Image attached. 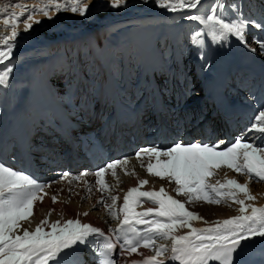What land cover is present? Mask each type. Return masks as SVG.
<instances>
[{"label": "snow or ice", "instance_id": "snow-or-ice-1", "mask_svg": "<svg viewBox=\"0 0 264 264\" xmlns=\"http://www.w3.org/2000/svg\"><path fill=\"white\" fill-rule=\"evenodd\" d=\"M41 3L44 6L33 7L32 12L40 13L49 19L50 6L57 12L70 10L81 16L85 15L87 10L84 0H65L63 4L57 3L56 0H41ZM154 3L169 12H176L186 8H197L202 4V0H154ZM110 6H126V0H111ZM224 7L221 2L210 9V14L205 16L189 14L184 17L199 21L204 26V29L192 37L193 43L203 44L201 35L206 30L213 43L226 41L231 35L247 46L246 32L250 24L253 28L264 31V22L226 20L221 13ZM228 7L235 9L237 6ZM20 16H24V13H20ZM21 22L25 25V31L30 30L33 24L41 23L33 19L32 13L23 20L14 12L11 13V18L3 19L0 27L10 28L11 33L10 35L0 33V44L6 46V50H0V64L11 58L15 46L11 41L19 35L17 26ZM254 41L264 52V40L254 38ZM11 71V67L0 71V84L6 83ZM256 139L264 141V110L255 115L254 123L246 130L245 135L237 137L234 142L224 147H221V142L215 144L176 142L167 148L152 146L140 149L135 155L141 167L150 175L173 183L175 185L173 191L177 196H184L187 199L181 202L168 194L163 187L159 191H142L141 187L147 184V181L138 180L137 187L130 188L125 193L119 216L112 206L105 202L103 194L113 188L107 184L105 177L111 171L118 181L117 169H122L126 175H135L134 170L129 173L125 167L128 163L127 158L110 162L94 173L72 176L70 184L89 175L96 177L94 182L98 186L96 190L101 193V198L96 203L103 206L114 219L122 217L120 227L109 229V232L116 233L115 240L103 230L82 223L79 219L66 221L60 219L50 223L49 217L54 209L49 210L35 230L24 228L22 222H30L36 203L43 202L44 195H47L44 190L51 185L39 183L31 176L0 163V264H50V262L59 264L58 258L62 253L66 254L65 250L80 246L98 252V264H120L116 257L139 254L137 249L140 247L154 250L155 255L142 261L133 260L131 264H165L163 258L166 254H169L168 259L179 264H210V261L233 264V254L242 247V241L246 242L254 237L264 238V207L246 205L244 200L238 199L239 193H243L248 200L255 199L250 194L247 184L227 180L224 184L217 181L214 185L208 182V178L219 168L226 167L241 175L247 174L249 182H264V143L257 144ZM145 157L149 161L147 164L144 163ZM153 158L155 164L151 162ZM69 176L70 173L63 172L61 179ZM84 183L85 191L90 194L93 190L92 185L87 180ZM68 191L71 195L73 190L70 187ZM58 195L59 193L51 197L53 204L58 202ZM222 197L240 204L241 215L213 221L204 228L193 227L191 222L203 221V217L199 213L188 211L186 204H220L224 202ZM110 199L112 205H115L119 197L111 196ZM144 203H151L157 207L148 208L143 212L135 211L136 207ZM83 215L87 216L88 213L85 212ZM204 223L208 224L207 221ZM138 226H143L142 230ZM46 227L51 230L45 231ZM182 228L189 231L178 235V230ZM157 239L171 241V244L157 245ZM117 248L119 252L116 251Z\"/></svg>", "mask_w": 264, "mask_h": 264}, {"label": "bare ground", "instance_id": "bare-ground-1", "mask_svg": "<svg viewBox=\"0 0 264 264\" xmlns=\"http://www.w3.org/2000/svg\"><path fill=\"white\" fill-rule=\"evenodd\" d=\"M247 7L244 9H248L247 17L248 19L257 18L259 16V12L262 11V7L257 3L255 0H247ZM57 3H65V0H56ZM111 0H105L104 3H100L99 0H84V3L87 5V10L85 15L81 16L79 13H73L72 11H55L53 7H49V16L51 19L43 16L40 13H33V7H43L44 5L41 3V0H0V25H2V21L5 18H11V13H16L17 17L20 20H23L25 16L29 13H32L34 20H39L41 23L33 24L32 28L28 31H25L24 23H20L17 26V31L19 35L16 36L15 40L17 43H13L15 46L13 48L11 57L16 56L24 48L34 49L40 46H47L49 47V52L53 55L59 56L58 59L63 60L62 62H58L56 66L49 65L43 69V76L48 84L50 90H53L52 85L56 89L55 78L65 77L69 72H75L79 78V81H82L81 71L78 70L77 65L74 67V62L70 63L68 52L70 51H77L80 52L82 49L81 44H65L64 39L71 37L70 34L76 35L82 26L86 24H94L98 28V34L105 32L104 38H110V33L114 29H120L125 27H133L134 30V37L132 40L137 43H146L147 40H155V45L158 42L166 41V37H170L173 41H176L180 38V32L184 26V17L190 13H182L181 11L176 12H169L163 11L158 7L154 0H126V6L121 7H112L110 6ZM223 3L224 5L228 0H202V4L199 5V12L201 13H209L210 9L216 5L218 6L219 3ZM16 5H21L17 7ZM252 6V7H250ZM196 9V8H195ZM225 10V8H223ZM221 9V13L224 16L225 11ZM185 11V10H184ZM24 13V16H20V13ZM164 14H163V13ZM31 23V21H29ZM45 24V26H43ZM42 26L44 28H42ZM6 32V34H5ZM0 33L5 35H10L11 29L0 27ZM67 33V34H66ZM69 35V36H68ZM154 36L156 37L154 39ZM259 40H264V37H260ZM13 42V41H11ZM84 45V44H83ZM101 46V41L92 42L91 43V53L93 62L96 66L103 64L104 59L103 56H99L97 52V48L99 49ZM118 43L112 42L109 44L108 52L113 53V51L117 50ZM124 46L120 47V50H124ZM259 47V45H258ZM260 48V47H259ZM0 50H6V46L0 44ZM205 49L202 47H198L197 53L203 55L206 58L208 53V47L206 52H202ZM157 56L159 53H156ZM78 55V64L80 59V54ZM162 58V53H161ZM109 60H107V63ZM204 67V66H203ZM213 64L210 63L209 68H212ZM186 68V66H185ZM0 71H2V65L0 64ZM109 67L105 68V72L108 73ZM203 68H198L196 71L200 75L204 74ZM18 78V77H16ZM88 79V77H87ZM203 80V78H202ZM52 84V85H51ZM42 98L41 95L34 93L28 99V106H29V113L26 115H22L23 121L26 123L27 121H33L40 118L42 113V107L40 104V99ZM2 98L0 97V108L3 109L1 106ZM16 114L12 111H7L0 115V120L5 118L9 121L11 125L17 122ZM4 160L0 158V163H3ZM139 169L137 172L136 170ZM135 171V175H126L125 172L122 170L123 174L119 175L118 178V188L120 190L123 189L122 194H120L117 200L119 203L123 202V195L128 187H133L138 184V180H141L143 177L144 167L141 165L128 167L127 171L131 173ZM233 175V174H232ZM224 176L222 179L219 180L221 184H224L227 180H235L232 179L231 176ZM157 181L161 184L166 182L164 179L156 178ZM117 180V179H116ZM152 182V179H150ZM242 182V181H240ZM254 182V181H252ZM246 184L249 188V177H246ZM259 184V183H258ZM123 186V187H122ZM228 186H226L227 188ZM119 190V191H120ZM257 189H250V194L255 197L254 200H248L244 196L243 193H239L238 197L244 198L246 201V205H252L257 207L264 203V193H257ZM264 191V190H263ZM170 192L175 193L173 189H170ZM260 192V191H259ZM43 195V193L41 194ZM65 200L67 204H61ZM224 204L230 205L231 200L227 197H222ZM79 201V197L73 193L69 199L66 197H58V202L53 204L51 198L47 195H44L43 202H37L34 207V215L31 218L30 222H22L24 228L31 230H35L36 226L40 223L41 220L45 218L47 213L50 209H54L52 211L51 216L49 217V221L55 222L57 220H69V219H83L85 220L83 223H90V224H97L102 221L97 217L96 213H91L89 204H82ZM232 204V203H231ZM192 206L194 207V212L199 213L200 216L203 217V220H209L211 223L213 221L222 220L224 218L233 217L241 215L239 212V207L236 211L230 210L227 206L218 207L216 204H208V203H193ZM250 211V209H249ZM87 212L88 215L85 216L83 213ZM79 214V217L77 215ZM108 216V215H107ZM107 220L108 217H106ZM105 219V220H106ZM112 222L117 223L120 218L114 219L112 217ZM192 226L196 225V221H192ZM50 228H45V231H50ZM187 228L179 229L178 233L188 231ZM22 234V233H21ZM170 241L163 240L160 244L168 245ZM159 245V244H157Z\"/></svg>", "mask_w": 264, "mask_h": 264}, {"label": "rangeland", "instance_id": "rangeland-1", "mask_svg": "<svg viewBox=\"0 0 264 264\" xmlns=\"http://www.w3.org/2000/svg\"><path fill=\"white\" fill-rule=\"evenodd\" d=\"M229 2H230V0H228V3L226 2L225 7H224L225 10L222 9V10H224L225 12H226V6L229 4ZM246 3H247L246 0H231L230 5H236L237 7H236L235 9H232V8H229V7L227 6V10H229V11L235 10V11H237V13H239V12L241 11V9L245 6ZM194 9H195V8H194ZM162 10H163V11H167L166 9H162ZM184 10H185V11H184ZM184 10H182V13H183V12L188 13L189 8H186V9H184ZM195 10H197V12H199V8H196ZM162 13H163V12H162ZM199 13H200V12H199ZM163 14H164V13H163ZM18 25H19V23H18ZM249 26L252 27L251 24H250ZM194 27H196V26H194V25L189 26L188 29H187V31H188V32L195 31L197 28H195V29L193 30ZM183 28H184V26H183ZM182 30H183V29H182ZM182 30H181V32H180V35L182 34ZM133 31H134V30H133ZM253 31H254V30H253ZM253 31H250V32H253ZM114 32H117V31L114 30ZM194 34H195V33H194ZM194 34H193L192 36H190L192 44H194V43H193V40H192V37L194 36ZM132 37H134V36H132ZM180 37H181V36H180ZM123 48H124V47H123ZM192 49L195 50V48H192ZM187 50H189V48H188ZM197 50H198V48L196 49V53H197ZM83 51H85V49H83L82 52H83ZM202 52H205V50H204V51L202 50ZM181 58H182V57H181ZM187 58H188V57H186L185 60H187ZM166 59H168V57H166ZM185 66H186V69H187L188 66H189V64H187V65H185ZM135 69H136V71L138 70L136 66H135ZM16 77H18V75H16V76L13 78V80H15V79H19V78H20V77H18V78H16ZM230 175H232V174H230ZM231 178H232V179H235L236 181H238V182L241 183V184H246V177L243 178V179H244L243 182H240V178H236L234 175H232ZM249 188H250V189H257V190H256L257 193H264V191H263V190H264V184L258 186V183L254 184V182H250V184H249ZM259 191H260V192H259ZM235 204H237V203H235Z\"/></svg>", "mask_w": 264, "mask_h": 264}, {"label": "water", "instance_id": "water-1", "mask_svg": "<svg viewBox=\"0 0 264 264\" xmlns=\"http://www.w3.org/2000/svg\"><path fill=\"white\" fill-rule=\"evenodd\" d=\"M101 3L104 2V0H99Z\"/></svg>", "mask_w": 264, "mask_h": 264}]
</instances>
